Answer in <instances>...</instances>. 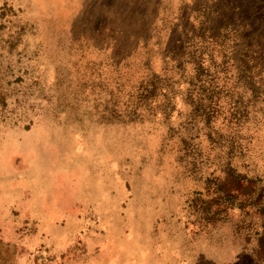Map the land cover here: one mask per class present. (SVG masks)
Wrapping results in <instances>:
<instances>
[{
    "label": "rangeland",
    "instance_id": "374dc122",
    "mask_svg": "<svg viewBox=\"0 0 264 264\" xmlns=\"http://www.w3.org/2000/svg\"><path fill=\"white\" fill-rule=\"evenodd\" d=\"M216 9L0 0V264H264V53Z\"/></svg>",
    "mask_w": 264,
    "mask_h": 264
},
{
    "label": "trees",
    "instance_id": "16d2710c",
    "mask_svg": "<svg viewBox=\"0 0 264 264\" xmlns=\"http://www.w3.org/2000/svg\"><path fill=\"white\" fill-rule=\"evenodd\" d=\"M216 4L215 17H204L206 24L211 25L208 33L236 25L233 30L247 42L246 46L248 41L255 40L256 52L264 53V0H216ZM231 10L235 11V20L229 16ZM263 239L264 226L258 240L262 242Z\"/></svg>",
    "mask_w": 264,
    "mask_h": 264
}]
</instances>
